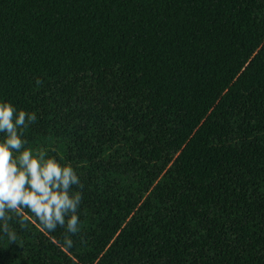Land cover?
I'll return each instance as SVG.
<instances>
[{
    "label": "trees",
    "instance_id": "trees-1",
    "mask_svg": "<svg viewBox=\"0 0 264 264\" xmlns=\"http://www.w3.org/2000/svg\"><path fill=\"white\" fill-rule=\"evenodd\" d=\"M0 101L84 186L0 264H264V0H0Z\"/></svg>",
    "mask_w": 264,
    "mask_h": 264
},
{
    "label": "clouds",
    "instance_id": "clouds-1",
    "mask_svg": "<svg viewBox=\"0 0 264 264\" xmlns=\"http://www.w3.org/2000/svg\"><path fill=\"white\" fill-rule=\"evenodd\" d=\"M36 120L35 112L0 101V230L15 240L10 214L20 216L26 209L48 232L66 228L63 246L70 249L74 246L70 236L80 231L84 186L70 162L61 163L46 150L28 146L24 132Z\"/></svg>",
    "mask_w": 264,
    "mask_h": 264
}]
</instances>
